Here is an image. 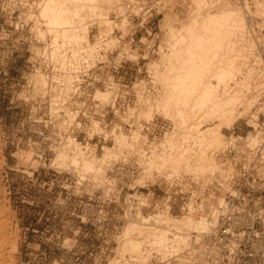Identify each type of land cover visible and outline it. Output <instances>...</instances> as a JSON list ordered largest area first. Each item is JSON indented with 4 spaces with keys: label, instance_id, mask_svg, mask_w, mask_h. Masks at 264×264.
<instances>
[{
    "label": "rangeland",
    "instance_id": "obj_1",
    "mask_svg": "<svg viewBox=\"0 0 264 264\" xmlns=\"http://www.w3.org/2000/svg\"><path fill=\"white\" fill-rule=\"evenodd\" d=\"M43 1L33 0V8H21L10 17V10L4 8L0 0V250L2 249L0 264H112L113 262H118L117 264H264V223L255 224L254 228H257L258 233L250 230L249 233L239 235L242 239V249L239 251L226 250L223 241L218 237L211 236L204 239V234L193 232L178 224L172 226L183 229L186 233V241L177 245V251L172 250L171 247H168L167 252L162 249V251L157 250L156 248H160H155L148 241L144 242L139 254L122 249L124 230L138 213L144 216L166 214L167 218L190 216L194 220H200L204 217L210 219L211 212L216 209L213 207L208 214L198 216L193 213V207L192 210L188 209V212L180 213L176 207L169 211V205L163 206L162 202L157 200L158 185L163 177L167 178L179 173L196 178L208 176L197 172L194 165L198 162L194 158L187 161L180 160L176 164L166 162L159 174L154 171L153 175H158L148 179L146 187L139 185L145 177H150L151 171L143 173L142 158L138 152L141 150L147 152L151 142L158 145L165 135L149 139L142 132V121L149 123V117L148 119L145 117L148 114L164 118L163 116H166L164 113L173 110L155 112L154 106L167 91L165 77L174 75L182 62L185 64L188 62L185 60L187 57L181 59V55H185L188 36H183L187 41L184 38L172 46L170 31L181 29L190 22L194 12L193 0H139L140 4H144V8L133 6L138 0H84L82 4H73L69 1L66 4L67 7L72 8L71 10L79 9L81 14L79 16L81 20L79 22L78 18L73 20L77 22L76 25L74 23V27L67 28L69 33L72 31L75 34L83 33L89 43H96L92 55L98 53L100 49L112 51L113 54H118L119 59H128L135 64L133 66L135 70L140 69L137 73L134 70L129 71L126 76L129 78L137 76V82L146 76L145 69H147L156 85L153 89L154 97L151 98L149 94L144 96L141 89L142 81L135 83V87L138 86L141 90L137 92V105L128 109L134 119L133 127L123 128L122 131L112 129L109 133L102 131L101 122L98 120L87 122L80 119V125L67 128L64 122L62 123L65 126L61 123V117H28L31 102H23L21 98L25 96L29 99L26 101L32 99L37 101L35 106L38 114L47 108L46 103L40 101V93H44L47 88L46 78L40 72L31 76L27 67L30 51L51 52L52 35L47 32L46 20L39 15ZM220 2L240 7L232 0H220ZM254 4L256 9L254 14L260 15L262 2L255 0ZM201 10L202 8L199 12ZM84 27H87L86 30ZM196 30L195 27L193 33ZM246 33L248 36L247 28ZM246 40V60L244 59L242 64L238 62V66H241L240 73L235 83L230 84V86L234 85L231 88L236 90L246 76L252 77L251 83L256 80L255 83L260 82L258 80L260 76H257L258 73L253 67L254 64H259L260 59L255 58L254 63H250L251 60L247 56L250 43L248 39ZM66 43L61 53L54 54L58 59H61L63 53L70 50L69 48H73L70 43ZM83 43L79 46L86 47L87 43ZM84 58L88 57L84 56ZM168 63L174 68L170 70ZM215 68V65H211L212 70L209 72L214 74ZM23 71L25 73H22ZM40 75L44 78L45 84L37 82ZM238 76H241L240 80ZM144 79L147 80L148 77ZM54 80L61 87L54 88L53 94L61 98V101L65 100L73 90L74 76L58 75ZM210 81L218 85L214 77ZM262 88H252L249 93L245 91L246 96L252 100V105L249 111L236 121L243 125L245 132L252 130L246 122L253 127L257 125L255 121L259 112L257 99L264 95ZM105 90L109 92L110 98L111 90L107 88L103 91ZM64 111L71 120L74 113L68 108ZM167 116L169 117L170 114ZM165 120L168 123L164 133H169L174 125L170 120ZM95 121L98 122L99 128L94 130ZM209 121L203 122V125L213 123ZM106 128L109 130V125ZM231 128H223V134H230ZM56 131L68 136H62L59 140L54 136L49 137ZM101 132L105 137L108 135L112 137L104 143L102 149H100L101 142L95 137ZM119 134L125 135L129 142L133 134H138L139 137L132 148L120 147L116 145L113 137ZM225 135L221 144L226 143ZM248 135L254 136L253 132H249ZM255 135H257L255 140H259V133ZM92 136L93 139L85 145L86 140ZM67 137L74 138L90 160L102 158L105 147H112L111 151L115 155L103 164L104 173L96 181L92 172L71 167L68 161L59 164L55 160L62 147V141ZM191 141L185 142L184 148H194L193 151H197V145ZM95 143L98 144L96 151ZM220 148L205 149V154H212L217 164L214 174L223 173L214 156V150ZM158 149L160 150V147ZM120 165H124V168L117 167L116 176L112 171ZM260 192L264 197V185L260 188ZM131 197L139 199L140 204L145 202L150 205L139 206L137 212L130 214ZM218 203L222 206V199H219ZM260 204L264 209V200ZM247 206L253 207L252 203ZM260 217L264 221V210ZM206 232L210 233L211 229ZM131 237H137V234L132 233ZM205 243H208V246L203 245ZM187 251H191V254L189 255ZM168 253L170 258L165 261L167 258L162 257H167Z\"/></svg>",
    "mask_w": 264,
    "mask_h": 264
},
{
    "label": "bare ground",
    "instance_id": "obj_2",
    "mask_svg": "<svg viewBox=\"0 0 264 264\" xmlns=\"http://www.w3.org/2000/svg\"><path fill=\"white\" fill-rule=\"evenodd\" d=\"M68 1L73 4H82L84 0H44L41 3L39 15L46 20L47 32L52 35L50 53H61L67 42L73 46V48H69V51L74 60H77L82 54L88 58L92 57L96 43H89L87 36L83 33L75 34L73 31L69 33L67 29L74 25L75 22L73 20L77 18L79 19L78 22L81 20L79 18L81 15L80 10L75 7L74 10H71L72 8L70 9L66 5ZM193 3L194 12L190 22L181 29L170 31L172 46H175L177 42L184 38L187 41V38H183V36H188V44L185 43V55H181V59L184 60L187 57L185 60H188V62L185 61L186 64L182 62L178 71H174L176 72L175 74L173 73L174 75L165 77L164 83H166L165 89L167 91L165 96L158 100L154 106L155 112H158V110L168 112V109H173L171 112L169 111L170 113H164L166 116L170 114L171 117H163L170 120L174 128L171 132L164 133L165 135L158 145L151 142L147 152L146 150L138 152L142 158L143 173L151 171L150 177H145L139 182L141 187H146L148 179L155 178L166 162L176 164L180 160L187 161L194 158L198 162L197 165H194L198 170H196L197 172L204 175L214 174L217 164L214 162L212 154H205V149L212 147L216 149L223 146L222 144L224 143L221 144L222 137H224L223 128H231L238 119L249 111L252 105V100L246 96L245 91L249 93L252 88L259 89L263 87L260 82V86L253 85L251 76L244 77L242 84L237 90L231 88L234 85L230 86L231 83H235L237 75L240 73L241 66H238V62L242 64L241 62L244 61L245 51L247 50L245 47L247 25L245 11L243 10L245 7L232 6L226 4L227 2H220V0H193ZM213 7L214 9L212 10ZM200 8L203 11L199 12ZM262 12L263 10L261 9V14ZM195 27L197 30L193 33ZM86 28L84 27L85 30ZM83 42L87 43L88 46L87 44L86 47L79 46ZM67 52L63 53V56ZM168 65L169 68L171 67L170 70L174 68L173 65L169 63ZM211 65L216 66V70L213 71L214 74L209 72L212 70L210 69ZM61 68H63L62 65ZM211 75L217 80L218 85H214L210 81L213 78ZM37 82L40 84L46 83L41 75L38 77ZM94 97L98 100L106 101L109 98V92L96 90ZM259 110L261 109L259 108ZM145 117L147 119L149 117V120H151L153 114H148ZM196 119H198V122H196ZM209 120L213 121V123L204 126L203 122L205 123V121L208 122ZM93 126L94 130L98 129V122L95 121ZM137 135L133 134L131 142L122 134L113 137L116 145L132 148L139 137ZM256 136L255 134L254 136L248 135L246 143L249 146L256 145L259 142V140H255ZM188 140H192L191 142L197 145V151L194 150V152V148H184V144ZM61 145L62 147L58 151L55 160L59 164H64L68 161L71 167L92 172L95 181L104 173L103 164L115 155L111 151L112 147H105L102 158L90 160L81 149L79 143L72 137L64 138ZM158 147H160V150ZM54 148L57 149V147ZM183 151L185 152L184 154L182 153ZM184 155H187V157H184ZM154 171L158 174L153 175ZM188 209L192 210V206L190 205ZM218 213V209H214L210 214V219L204 217L200 220H194L190 216H182L181 218L168 216L169 218H167L166 214L144 216L138 213L135 218L131 219V221L129 220L130 222L125 228L126 230H124L121 241L122 249L124 248L123 251L132 250L139 254L144 242L148 241L155 248H160H156L157 250L162 249L167 252L168 247H171L172 250L177 251V245L180 242L185 243L186 233L182 228L172 226V224L181 225L191 229L193 232L203 233L207 230H212L216 225ZM163 224L165 226H162ZM132 233L137 234V237H131ZM138 238L143 239L139 240ZM117 263L113 262L112 264Z\"/></svg>",
    "mask_w": 264,
    "mask_h": 264
},
{
    "label": "built area",
    "instance_id": "obj_3",
    "mask_svg": "<svg viewBox=\"0 0 264 264\" xmlns=\"http://www.w3.org/2000/svg\"><path fill=\"white\" fill-rule=\"evenodd\" d=\"M1 1L2 6L10 10V17L16 10L34 7L33 0ZM232 1L240 7H245L243 10L246 17L247 39L250 43V50L247 56L252 64L255 58L260 59L259 64H254L253 67L258 73L257 76H260L258 79L260 84L263 85L264 0H259L263 6V12L260 15L254 14L256 11L255 0ZM140 3L138 0L133 6L144 8V4ZM43 52L34 53L30 51L27 67L31 76L40 72L46 78L47 88L44 93H40V101L46 103L47 108L38 114V111H36L37 106H35L37 101L34 99L26 101L29 99L25 96L21 98L23 102H31L28 117H61V123L64 122L67 128L80 125V119L87 122L98 120L101 122L102 131L107 133L111 132L112 129L122 131L123 128L129 129L133 127L134 119L129 114L128 109L137 105V92L142 89L144 96L149 94L151 98L154 97L153 89L156 85L153 83V77L148 70L145 69V77H148V79L145 80L144 77L136 82L137 76L129 78L126 75L129 71L134 70L137 73L140 69L137 68L135 70L133 67L135 64L128 59H119L118 54H113L112 51H102L100 49L93 57L84 58L82 54L77 60H74L70 51L62 59H58L57 55L51 54L49 51ZM61 65L63 68H61ZM120 72L121 74H119ZM22 73L25 72L23 71ZM66 74L74 76V81L72 82L73 90L65 100L61 101V98H57L53 94L54 88L59 86L54 77L58 75L65 76ZM238 79L240 80L241 76H238ZM139 81L143 82V88L141 89L138 86L135 87V83ZM30 83H32L33 87L32 80ZM253 85L260 86L258 83H253ZM107 88L112 93L109 100L102 102L94 98V93L97 89L104 90ZM262 89L264 91V88ZM257 105L261 110L257 113L256 127L246 122L252 130L245 132L243 125L235 122V125L231 128V133L228 135L224 134L226 137L224 147L214 150V156L222 168V174L215 173L203 178H196L184 173L173 174L167 178L163 177L158 185L157 200L162 202L163 206L169 205V211L176 207L180 213L182 211L188 212V206L191 204L194 209L193 213L199 216L208 214L213 207L218 209L216 225L210 233L203 232L202 234L205 236L204 239H208L211 236L218 237L219 240L223 241V247L226 250H241L242 239L239 235H243L246 232L249 233L250 230L258 233L257 228H254L255 224L264 223L260 217L264 210L260 206L261 201L264 200L260 192V188L264 185V95L257 99ZM65 108L74 113L71 120L66 115ZM260 117H262L261 121ZM250 119L251 117H249ZM64 123H62L63 126H65ZM167 123L164 118L153 117L149 123L142 121V132L149 139L158 138L166 131ZM107 125H109V130L106 128ZM249 132H253V134L259 133L258 144L254 146L246 144L245 139ZM66 135L68 136V134L56 131L49 137L54 136L59 140L60 137ZM93 137L86 140L85 145L89 144V140H92ZM95 137H97L98 142H101L100 149H102L108 139L112 138L111 135L105 137L103 132L96 134ZM74 138L76 139V137ZM94 146L96 151L98 144L95 143ZM48 151L50 150L48 149ZM134 162L132 164L133 167L135 165ZM123 166H116L115 171H112L113 174L116 175L117 167L124 168ZM219 199L223 200L222 206L218 203ZM130 201H132L130 214L137 212L136 209L139 206L147 207L150 205V203L145 202L140 204L139 199L133 197H131ZM249 203H252V208L247 206ZM203 245L208 246V243ZM187 252L189 255L191 254V251ZM168 256H170V253L167 254V257L162 258H167L166 260L164 259L167 261L170 258Z\"/></svg>",
    "mask_w": 264,
    "mask_h": 264
},
{
    "label": "crops",
    "instance_id": "obj_4",
    "mask_svg": "<svg viewBox=\"0 0 264 264\" xmlns=\"http://www.w3.org/2000/svg\"><path fill=\"white\" fill-rule=\"evenodd\" d=\"M233 125H234V124H233ZM233 125H232V126H233ZM226 129H227V128H226Z\"/></svg>",
    "mask_w": 264,
    "mask_h": 264
}]
</instances>
